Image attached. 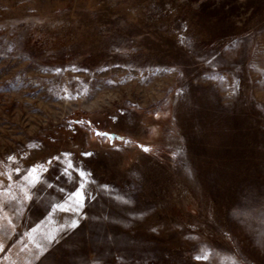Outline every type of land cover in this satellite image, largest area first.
<instances>
[{
    "label": "rangeland",
    "instance_id": "rangeland-1",
    "mask_svg": "<svg viewBox=\"0 0 264 264\" xmlns=\"http://www.w3.org/2000/svg\"><path fill=\"white\" fill-rule=\"evenodd\" d=\"M0 249L264 264V0H0Z\"/></svg>",
    "mask_w": 264,
    "mask_h": 264
},
{
    "label": "snow or ice",
    "instance_id": "snow-or-ice-1",
    "mask_svg": "<svg viewBox=\"0 0 264 264\" xmlns=\"http://www.w3.org/2000/svg\"><path fill=\"white\" fill-rule=\"evenodd\" d=\"M97 135H98V136H107L108 134H107V133H99V132H98ZM144 150L147 151L148 149H144ZM85 155H91V153H85ZM9 159H11V157H9ZM56 159H58V158H56ZM49 163H51V161H50ZM69 167H71V165H69ZM19 171H20V170L17 169V173H19ZM35 171H36L35 167H33L32 169H30V170H29L30 175H31L32 173H34ZM80 176L83 177V176H84V173L81 172V173H80ZM31 178H32L33 180L36 179L35 176H31ZM8 179L11 180L12 177L9 176ZM49 187H51V185H49ZM73 195H74V197H75V199H76V201H77V206H79L80 203H82V194H81V191L78 190V191L74 192ZM53 208H54V209H59V210H61V211H68V210H69V209L66 208L63 204H56V205H53ZM71 227H72V228H76V227H78V225H77V223H76L75 221H73ZM0 250H2V249H0Z\"/></svg>",
    "mask_w": 264,
    "mask_h": 264
}]
</instances>
